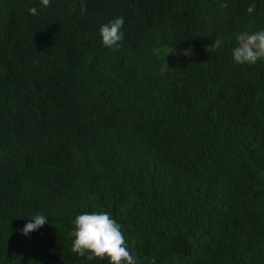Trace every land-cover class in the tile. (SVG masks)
I'll return each instance as SVG.
<instances>
[{"label": "trees", "instance_id": "1", "mask_svg": "<svg viewBox=\"0 0 264 264\" xmlns=\"http://www.w3.org/2000/svg\"><path fill=\"white\" fill-rule=\"evenodd\" d=\"M260 29L264 0H0V264H108L71 251L93 211L138 264H264V61L231 59Z\"/></svg>", "mask_w": 264, "mask_h": 264}, {"label": "clouds", "instance_id": "2", "mask_svg": "<svg viewBox=\"0 0 264 264\" xmlns=\"http://www.w3.org/2000/svg\"><path fill=\"white\" fill-rule=\"evenodd\" d=\"M52 0H38L41 10L47 9ZM246 11L251 14L254 7L249 6ZM29 14L38 15L37 7L28 9ZM124 18L117 17L99 28L101 44L105 48L118 49L124 39L122 31ZM237 46L231 50V59L238 65L256 64L264 61V29L252 33H243L235 37ZM189 54V50H185ZM32 221L20 229V233L29 235L39 230L46 223L48 217L42 214L32 216ZM74 228L71 251L81 257L87 253V259H107L108 264H138L137 258L129 250L121 225L106 211L83 212L75 216L72 221Z\"/></svg>", "mask_w": 264, "mask_h": 264}]
</instances>
